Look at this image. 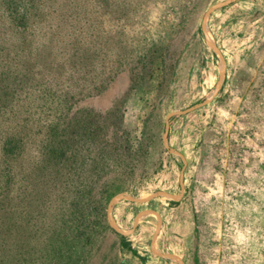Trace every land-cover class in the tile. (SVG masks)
I'll return each mask as SVG.
<instances>
[{
  "label": "rangeland",
  "instance_id": "rangeland-1",
  "mask_svg": "<svg viewBox=\"0 0 264 264\" xmlns=\"http://www.w3.org/2000/svg\"><path fill=\"white\" fill-rule=\"evenodd\" d=\"M35 3L0 41V264H264V0Z\"/></svg>",
  "mask_w": 264,
  "mask_h": 264
},
{
  "label": "trees",
  "instance_id": "trees-1",
  "mask_svg": "<svg viewBox=\"0 0 264 264\" xmlns=\"http://www.w3.org/2000/svg\"><path fill=\"white\" fill-rule=\"evenodd\" d=\"M0 4L2 7L5 6V4L8 5L7 9L4 10V18H6V21L2 20L3 26L0 29V41L5 34H13V30L11 29H14V32L17 34L25 32L30 24V19L35 17L37 7L35 0H27L25 7H22V0H1ZM0 18H3V14H0ZM9 143H11V141L5 142V144Z\"/></svg>",
  "mask_w": 264,
  "mask_h": 264
}]
</instances>
